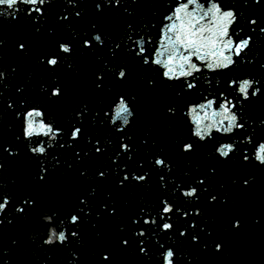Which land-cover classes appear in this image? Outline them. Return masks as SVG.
Here are the masks:
<instances>
[{
    "label": "water",
    "instance_id": "1",
    "mask_svg": "<svg viewBox=\"0 0 264 264\" xmlns=\"http://www.w3.org/2000/svg\"><path fill=\"white\" fill-rule=\"evenodd\" d=\"M219 2L235 10L238 20L231 33L236 41L251 37L250 47L234 67L190 78L196 84L192 90H185L183 79H163L159 68L145 66L136 55L135 41L143 37L151 60L162 18L175 0L168 6L164 0H73L74 6L53 0L42 7L43 15L27 14L55 127L62 130L58 141L71 211L79 217L74 224L79 264H162L160 253L167 248L176 253L175 264H264V166L251 159L264 140V0ZM251 19L257 23L249 24ZM94 34L102 45L92 40ZM61 43L70 45V54L60 51ZM50 57L58 59L55 67L47 64ZM122 68L126 76L118 79ZM245 77L258 80L261 90L241 101L235 86L228 85ZM57 87L60 95L52 97ZM220 93L237 102L245 128L232 135L213 133L202 143L192 137L182 113L204 96L219 102ZM120 96L134 116L116 131L119 124L110 126L109 120ZM74 128L81 129L76 140L70 139ZM246 136L251 144L240 142ZM225 142H234L236 150L221 159L215 149ZM185 143L193 150L182 151ZM156 157L168 167L155 166ZM133 175L146 178L137 181ZM190 186L197 189L196 199L181 194ZM162 200L173 206L163 218ZM165 222L172 225L170 231L161 230Z\"/></svg>",
    "mask_w": 264,
    "mask_h": 264
},
{
    "label": "clouds",
    "instance_id": "2",
    "mask_svg": "<svg viewBox=\"0 0 264 264\" xmlns=\"http://www.w3.org/2000/svg\"><path fill=\"white\" fill-rule=\"evenodd\" d=\"M53 0H0V16L5 19L8 18L9 13L2 9L13 10V12L20 11L18 5L22 4L28 8V15L32 12L37 15H43L42 7L51 3ZM69 5H73V0H66ZM109 0H104L107 4ZM120 0H116L118 4ZM133 3L136 0H132ZM166 6L171 3V0H164ZM254 3H259L260 0H253ZM247 4L248 0H244ZM97 11L101 10L100 4L96 5ZM79 16V13H76ZM15 15H12V19H15ZM163 23L159 29V37L156 40V46L152 53L151 60L146 54L145 40L143 37L135 41L137 51V57H143V64L145 66L151 65L161 70V76L163 79L169 82H176L181 79L186 84L185 90H192L196 87L195 83L189 82L190 78H199V74L202 71L207 73H213L217 71H226L236 65V59L241 58L243 62L242 54L250 47L251 37H245L236 41L231 33L232 27L236 24L238 16L233 8L224 9L219 0H175L174 6L167 12L162 18ZM257 21L255 19L249 20V24L255 25ZM264 33V28L260 29ZM239 35V32H237ZM98 45H102V38L99 34L92 36ZM148 43H151L149 38ZM3 45V40L0 39V46ZM85 47H89V41L84 42ZM23 49V45L19 46ZM61 52L70 54V45L61 43L59 45ZM132 51L133 49H128ZM43 62V61H42ZM58 63V59L50 57L47 60V64L50 67H55ZM264 67V65H262ZM126 76V70L120 69L117 73L118 79H123ZM5 77V73L0 71V83H2ZM99 78V77H98ZM153 82L149 81L151 85ZM219 79L217 78V84ZM259 81L252 78H241L239 80H230L229 87L235 86L236 94L241 98V101H247L255 98L259 92ZM99 86V85H98ZM7 87V86H5ZM46 90L42 87V91ZM60 95L59 88H53L51 96L56 97ZM3 96V91H0V97ZM218 105V106H217ZM23 106V104H22ZM12 105L9 104V108ZM237 102H233L232 99L225 97L224 93H220L219 102L213 96H204L202 100L197 103H190L187 105L186 110L183 111L184 115L191 127V135L193 138L200 142H205L208 139L213 138V133L220 135H232L236 131L243 130L245 125L240 123V115L236 111ZM170 114H174V109H168ZM79 117V114H77ZM109 113L105 112V116ZM134 116V112L131 106L123 96L117 98L115 104L111 107V118L109 120L110 126H116V131H122L126 128L131 118ZM20 117V113H17V118ZM2 119V116H0ZM260 124L264 125V121H260ZM23 137L25 140L32 141L33 139H39L40 143L33 146L28 144V150L33 155L44 156L47 155V150L54 146V142L59 136L62 135V130L54 127L52 123L47 122L44 112L39 108H30L23 114ZM81 132L80 128H74L71 132L70 139H78V134ZM47 138V146L44 145V139ZM241 143L251 144V137L246 136ZM63 147V145H61ZM123 150H127L126 144H121ZM193 150L191 143H185L182 145V151L188 152ZM236 150L235 143H220L215 151L221 159H226L229 155ZM4 151H9L7 147ZM97 151H100L97 148ZM9 154H13L9 152ZM250 157L245 154L243 159L245 162ZM251 159L257 164L264 166V140L258 142L253 150ZM155 166H165V161L160 158H155ZM3 169V164L0 162V170ZM45 170L42 167L41 172ZM101 176L103 173L100 174ZM43 179V176L40 177ZM133 179L137 181H144L145 176H135ZM128 179L127 176L124 177ZM202 183L203 181H198ZM247 184V181H245ZM4 187L2 181H0V189ZM186 199H196L197 189L190 186L187 190H183L181 193ZM2 196V192H0ZM212 200L215 197L211 198ZM10 203L8 197H3V202L0 203V214L6 211L7 204ZM30 203V202H29ZM164 205L161 213L162 218L164 215H169L173 211V206L167 203L166 200H162ZM17 212H23V208L17 207ZM55 215V214H53ZM46 223L52 222V217L45 215L42 217ZM79 217L75 214L71 215L68 219V223L77 224ZM2 223V221H0ZM63 225V221L60 222ZM145 224L149 223L146 219ZM154 223V221H153ZM238 226V222L234 223V227ZM172 225L170 223H163L161 225L162 231H170ZM137 235H144L143 232L136 233ZM185 233H180L183 236ZM71 235L75 238L78 237L77 232H72ZM66 230H60L57 232L55 227H49L47 237L42 241L43 245L51 246L53 244H65L67 242ZM195 240V237L193 238ZM124 244L127 241L123 242ZM164 246L161 245V248ZM220 245H216V250L219 251ZM140 252L145 254V249L141 247ZM75 256V254H73ZM162 257V264H175L176 253L173 249L167 248L160 253ZM108 259L107 255L102 257ZM71 264V262H69Z\"/></svg>",
    "mask_w": 264,
    "mask_h": 264
}]
</instances>
